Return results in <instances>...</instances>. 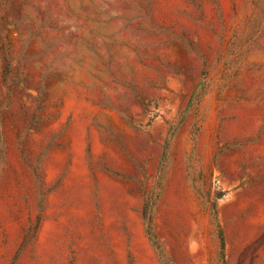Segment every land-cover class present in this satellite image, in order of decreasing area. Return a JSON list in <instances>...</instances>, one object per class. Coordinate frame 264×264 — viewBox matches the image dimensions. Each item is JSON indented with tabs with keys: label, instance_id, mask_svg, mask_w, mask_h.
I'll return each instance as SVG.
<instances>
[{
	"label": "rangeland",
	"instance_id": "rangeland-1",
	"mask_svg": "<svg viewBox=\"0 0 264 264\" xmlns=\"http://www.w3.org/2000/svg\"><path fill=\"white\" fill-rule=\"evenodd\" d=\"M0 264H264V0H0Z\"/></svg>",
	"mask_w": 264,
	"mask_h": 264
},
{
	"label": "trees",
	"instance_id": "trees-1",
	"mask_svg": "<svg viewBox=\"0 0 264 264\" xmlns=\"http://www.w3.org/2000/svg\"><path fill=\"white\" fill-rule=\"evenodd\" d=\"M146 222H147V229H148V231H149V234L150 235H152V228H151V218H150V216H148L147 215V217H146ZM221 247L223 248L224 247V240H223V238H222V236H221Z\"/></svg>",
	"mask_w": 264,
	"mask_h": 264
}]
</instances>
